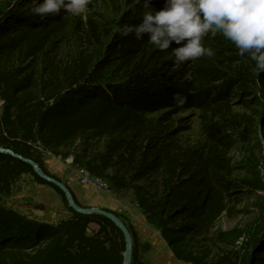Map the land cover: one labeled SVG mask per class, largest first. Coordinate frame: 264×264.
I'll return each instance as SVG.
<instances>
[{"label": "trees", "instance_id": "16d2710c", "mask_svg": "<svg viewBox=\"0 0 264 264\" xmlns=\"http://www.w3.org/2000/svg\"><path fill=\"white\" fill-rule=\"evenodd\" d=\"M144 11L142 3L135 4L115 23L88 18L73 24L63 10L44 19L0 10V148L34 161L59 181L46 168L44 153L72 157L75 167L105 181L110 191H131L179 262L237 264L236 253L212 256L198 239L211 234L237 198L230 155L233 132L246 129L242 131L234 102L264 112L259 96L264 72L257 77L254 62L240 57L220 34L204 38L214 57L181 64L174 63L171 48L180 46L175 42L161 51L147 35L143 40L121 36L118 26L140 23ZM70 25L80 33L85 50L69 64L49 59L55 38ZM174 93L187 102L178 107ZM185 111L200 113L207 138L202 147H183L163 128ZM258 127L264 136V115ZM103 140L104 153H95L93 144ZM76 142L77 154L60 153ZM24 175L53 188L71 217L49 225L0 203V264H124V235L112 221L75 213L63 192L40 179L31 165L0 153L1 194L11 195ZM123 223L133 240L132 264H150L143 255L151 245L141 243L135 228ZM93 224L99 229L89 235ZM247 264H264V249L253 251Z\"/></svg>", "mask_w": 264, "mask_h": 264}, {"label": "rangeland", "instance_id": "374dc122", "mask_svg": "<svg viewBox=\"0 0 264 264\" xmlns=\"http://www.w3.org/2000/svg\"><path fill=\"white\" fill-rule=\"evenodd\" d=\"M27 3H29L28 7L20 6ZM141 3L142 0L141 2L138 0H90L88 11L84 15L66 14L69 22L73 24L88 18L115 23L125 8ZM151 4L155 10L159 11L164 8L165 0H151ZM30 7L29 0H0V10L13 11L15 17L30 18L33 15L29 12ZM71 25L55 38V44L49 48V59L69 64L81 50H85L80 41V33ZM107 73L110 74L111 70ZM259 94L264 103L263 88ZM2 105L0 100V115ZM234 111L240 116L244 125L242 131L246 129L245 133L242 132L243 134L238 131L233 132L234 148L230 157L235 165L232 180L238 186L237 198L231 212L222 216L207 238L198 239V241L200 247L212 256L233 252L237 255V264H247L253 251L264 249V242H262L264 238V136L258 127L264 112L261 107L250 103L240 105V100L234 102ZM162 115V113L158 114L155 118H161ZM163 128L172 131L176 141L183 147H202L207 140L200 113L197 111L176 114L164 123ZM104 145V140L94 143V152L104 153ZM79 148V142H76L73 146L60 150V153L77 154ZM44 160L48 171L64 184L67 183L68 173H81V170L72 164V157L65 159L51 152H45ZM113 172L110 171V173ZM141 185L145 186L147 183L142 182ZM123 193L124 196L133 200L131 191H123ZM59 202L63 203L53 188L38 184L31 175L22 176L14 184L11 195L0 193V203L3 206L31 220H41L46 217L49 210H54ZM94 232L93 227L90 228L89 235ZM139 238L141 243L151 245V250L143 255L144 261L150 264H185L174 258L153 225L151 228L143 229Z\"/></svg>", "mask_w": 264, "mask_h": 264}, {"label": "clouds", "instance_id": "9594fccd", "mask_svg": "<svg viewBox=\"0 0 264 264\" xmlns=\"http://www.w3.org/2000/svg\"><path fill=\"white\" fill-rule=\"evenodd\" d=\"M29 12L44 19L59 15L61 10L73 16L84 15L90 0H29ZM141 2V0H138ZM147 11L138 24H122L117 31L121 36L134 35L137 40L148 36L149 42L164 51L173 42L180 45L172 49L174 63L181 64L201 57L215 55L206 47L204 38L222 35L238 50L246 61L254 62L252 71L259 77L264 72V0H165L163 9L157 11L151 0H142ZM257 86H261L259 79ZM173 100L180 107L187 97L174 93Z\"/></svg>", "mask_w": 264, "mask_h": 264}, {"label": "crops", "instance_id": "0c3cea01", "mask_svg": "<svg viewBox=\"0 0 264 264\" xmlns=\"http://www.w3.org/2000/svg\"><path fill=\"white\" fill-rule=\"evenodd\" d=\"M80 174L81 173L70 172L66 177V181L83 207L97 208L116 213L121 216L126 223L132 225L139 235H141L143 229L152 227L134 201L124 196L123 191H102L92 186H83L77 180ZM60 203L61 202L55 205L56 207H54V210H49V214L41 218V221L49 225H56L60 221L69 219L71 213L67 211L63 203ZM92 227L95 232L99 229L96 224L91 225L90 228Z\"/></svg>", "mask_w": 264, "mask_h": 264}, {"label": "water", "instance_id": "95a60500", "mask_svg": "<svg viewBox=\"0 0 264 264\" xmlns=\"http://www.w3.org/2000/svg\"><path fill=\"white\" fill-rule=\"evenodd\" d=\"M0 153H4L7 154L15 159L18 160H22L25 163L29 164L32 166L34 172L37 174V176L44 180L45 182L57 187L58 189H60L63 194L66 197V200L68 202L69 207L78 214L81 215H101L106 217L107 219H109L110 221H112L123 233L124 235V239H125V253H124V264H132V256H133V240H132V236L130 231L128 230V228L125 226V224L123 223V221L118 218L117 216L114 215V213L110 212V211H105V210H101V209H97V208H85V207H81L78 206L71 194V192L68 190V188L65 186L64 183H62L61 181L50 177L48 175H46L41 168L39 167V165L37 163H35L34 161L30 160V159H26L23 158L17 154H15L13 151L11 150H6V149H2L0 148Z\"/></svg>", "mask_w": 264, "mask_h": 264}, {"label": "built area", "instance_id": "2783aa9c", "mask_svg": "<svg viewBox=\"0 0 264 264\" xmlns=\"http://www.w3.org/2000/svg\"><path fill=\"white\" fill-rule=\"evenodd\" d=\"M78 181L83 186H93L94 188L102 191H108V184L98 178L92 177L89 173L84 170H81V174L78 177Z\"/></svg>", "mask_w": 264, "mask_h": 264}]
</instances>
